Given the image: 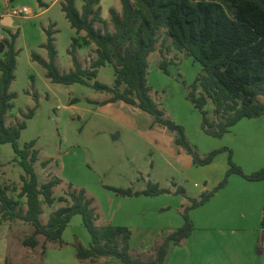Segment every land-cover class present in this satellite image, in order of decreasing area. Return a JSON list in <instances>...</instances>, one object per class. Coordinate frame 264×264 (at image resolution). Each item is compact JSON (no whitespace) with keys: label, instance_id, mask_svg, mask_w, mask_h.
<instances>
[{"label":"rangeland","instance_id":"1","mask_svg":"<svg viewBox=\"0 0 264 264\" xmlns=\"http://www.w3.org/2000/svg\"><path fill=\"white\" fill-rule=\"evenodd\" d=\"M61 1L42 0L44 6L38 10L36 0H0V17L7 14L5 18L8 20L3 21V26L0 24V39L9 38L10 33H18L14 42L17 51L15 79L9 88L15 98L12 108L5 116V124L12 125L24 120L23 115L37 104L34 115L25 119L26 128L21 132L18 144L23 148L24 144L35 141L34 149L38 152V160L34 169L39 182L43 183L53 177L60 179L61 183L54 188L56 198L66 196L68 185L72 186L71 189H83L87 197L93 199L99 215L97 226L136 225L143 220L158 229L154 238H159L162 229L166 227L167 230L171 225L167 223L170 221L167 216L176 213L177 201L180 199L178 196H183L176 193V190L185 189L193 197L204 193L202 179L211 181L219 174L224 177L228 169V151L219 153L213 159L215 167L202 175L206 172L202 169L203 166H194L191 156L174 143L175 133L154 124L153 118L137 107L122 101L103 103L111 95L94 89L91 86L94 80L90 81V85L51 82L45 75V69L33 61L31 55L37 54L48 59L47 51L42 47L46 41L44 28L54 24L56 65L61 72H69L73 68L68 49L76 33L61 11ZM82 4V0H75L77 10H81ZM100 6L101 16L107 24L104 26L95 23L94 27L101 30L106 27L113 32L109 10L113 8L120 15V1L101 0ZM22 7L28 8L30 14L25 16L16 13ZM10 17L13 18V24L7 29L11 25ZM166 46H172L171 40L162 29L156 49L148 59L147 74V82L152 88L151 96L164 114L183 128L186 127L185 137L200 155L227 148L231 151V160L244 173L250 174L264 168V114L239 121L222 138L206 136L200 128L198 111L186 98L187 86L194 81L201 68L198 67L196 71L186 63L176 66L175 69L177 60L185 55L174 49L167 52ZM161 52L167 55V60L173 61L172 68L168 69L169 75L158 68ZM76 56L83 68H88L90 62L96 58L95 52L87 46L77 48ZM114 79L112 64L99 68L95 78L110 87L113 86ZM123 87L124 85L120 89ZM212 107L209 102L205 109L211 112ZM210 116L214 118L211 113ZM196 130L204 134L200 137L208 139L195 142ZM238 161H243L242 165ZM42 162H48V165L43 167ZM222 162L227 164L226 170H221ZM23 174L19 158L11 144L0 145V187L8 188L9 197L17 198L22 184L20 176ZM149 183L157 184L160 189L168 192L157 195L156 198L149 196L152 202L143 204L135 196L117 195L108 189L129 188L137 191L146 189ZM173 187L174 197L165 196ZM21 202L26 209L24 199ZM165 204L172 208L162 210L161 207ZM63 205L59 202L51 207L44 204L42 221L46 222L49 215ZM147 210L150 212L147 213ZM16 222L19 221L11 224H27ZM70 224L71 232L79 235L81 231L76 224H82L81 217L74 216ZM156 229L151 230L152 236ZM31 233L26 225L20 228L12 225L9 232V262L13 260L15 264H41L43 245H47L44 244L43 236H37L38 245L34 249L22 245V241ZM155 246L157 245H152L150 250L154 255ZM255 252L262 255L261 247L257 246ZM150 258L143 259L147 261Z\"/></svg>","mask_w":264,"mask_h":264},{"label":"trees","instance_id":"2","mask_svg":"<svg viewBox=\"0 0 264 264\" xmlns=\"http://www.w3.org/2000/svg\"><path fill=\"white\" fill-rule=\"evenodd\" d=\"M44 6L42 0H36ZM81 10H77L75 0H62L64 13L76 37L71 39L68 54L73 68L61 72L55 62L56 50L53 35L55 30L49 26L44 30L46 41L42 45L47 51L44 60L32 54L53 83L71 85L79 83L91 85L98 91L111 96L103 103L122 101L137 107L153 118V123L175 133L174 143L191 156L192 164L205 166L222 151H228V169L221 181L199 199L189 198L184 207L183 224L154 247L155 255L147 261L132 258L130 254V230L121 226H97L98 214L93 207V199L87 197L83 189H71L66 196L55 199L53 189L60 179L53 177L39 182L34 164L38 152L35 141L19 147L18 139L26 128L25 119L34 115L35 107L23 115L24 120L12 125L5 124V116L13 106L15 94L9 91L15 79L17 51L14 42L18 33H10L9 38L0 39V145L9 143L23 170L22 182L17 198L8 196V188L0 187V224L8 221H22L33 231L22 245L34 249L38 245L37 236L44 238V244L53 243L62 247V233L75 215L81 217L82 225L89 235L90 242L84 246L76 241L73 244L75 256L79 261H96L100 258L115 257L123 264H164L170 244H179L193 231L188 212L204 204L219 189L227 184L230 175H238L248 181H263L264 168L246 174L231 160V151L221 148L201 156L185 137L184 128L168 118L159 104L151 96L152 88L147 82L148 57L155 51L160 30H164L174 49L185 57L199 63L201 72L187 86L186 98L201 115L202 132L213 138H222L243 119L257 118L264 114V0H119L121 13L109 10L113 32L96 29L95 23L106 26L101 16V0H82ZM85 35L78 38L79 34ZM94 45L96 58L88 68H83L76 56V49ZM170 60L161 52L158 68L169 75ZM106 64L114 67L112 87L95 80L98 69ZM124 85L121 90V86ZM211 102L212 111L205 109ZM210 113L214 118H211ZM48 162H42L45 167ZM121 196H157L167 193L157 184L149 183L142 191L108 187ZM176 193L184 195L178 188ZM21 199H24L23 208ZM55 201L64 203L52 212L45 224L40 220L43 205L51 207ZM46 246L43 245V254ZM4 264H11L5 260Z\"/></svg>","mask_w":264,"mask_h":264},{"label":"crops","instance_id":"3","mask_svg":"<svg viewBox=\"0 0 264 264\" xmlns=\"http://www.w3.org/2000/svg\"><path fill=\"white\" fill-rule=\"evenodd\" d=\"M38 10H40V6ZM6 15L7 14H4L0 17V24L2 26L3 21L5 19L7 20V17L5 18ZM9 19L11 25L7 26V29L13 24V18L10 17ZM50 26H53V30H55L54 24H50ZM45 29L47 28H44V30ZM84 35L85 33L83 32L79 34L80 37H83ZM87 47L91 48L93 51L95 49L93 44ZM165 57H167V55H165ZM170 62L171 63L168 66L169 70L173 66V61L170 60ZM186 63L192 68H195L196 71H198V67L201 68L199 63L195 62L191 57H184L177 60V64L174 65V67L176 69V66H182ZM200 123L201 115L199 124ZM184 128L187 134L186 127ZM230 132L231 129L228 133ZM200 135L204 134H201L196 130L194 135L195 142L199 140L202 142L204 139L211 137L208 135H206L208 137H200ZM228 146L232 148L230 145ZM238 162L242 165L241 162L243 161ZM222 163L223 165L220 164L221 170L223 168V170H226L227 164L225 162ZM215 165L216 164L213 160L210 164L203 166L202 169L206 170V172H203L202 175L209 173L211 167H215ZM220 175L222 174L215 175L211 181H209V179H202V183L204 184L203 190H205V192L211 191L223 178ZM142 190L144 189L137 191ZM169 190L170 193L165 194V196L174 197L175 187ZM200 195L198 197H193L187 194V191L184 189V195L182 197L178 196L180 199L177 201L176 213L167 216L170 218V221L167 222L168 224H171L170 227H167V230L166 227H164L159 238H154L157 236L158 229L144 223L143 220H141V224L122 225L121 227L128 228L131 233L129 246L132 258H140L141 260H144L143 258L154 257V254L150 252L151 246L160 244L163 238L182 226V213L184 207L189 205V198L199 199ZM58 197H55V199H58ZM135 197H137L136 199L143 204H149L152 202L149 196ZM154 197L156 198V196ZM56 202L57 201H55V203ZM93 207L97 213L94 203ZM171 208V205L166 204L161 207L162 210H169ZM147 211V213L150 212L149 210ZM42 214L40 215V220L45 224L48 219L46 222H43ZM188 216L193 224V231L188 238L183 239L179 244H170L164 264H264V180L248 181L240 176L231 175L224 187L217 190L204 204L191 209L188 212ZM73 217L70 222L73 220ZM12 222L13 221H8L0 224V264H4L5 260L9 261V232L11 231L12 225L17 226L18 228L26 225L27 229H30V232L33 231L28 224H11ZM70 222L62 233L64 245L58 247L57 244L47 243L41 264H123L115 257L100 258L93 262L88 260H77L73 244L78 241L84 246H87L90 242V238L88 233L83 230L84 227L82 224H76L77 228L81 231L78 233L79 235H75L71 232L70 227L72 224H70ZM152 229H156L153 236L151 235ZM257 246L261 247L262 255L256 254L255 250ZM10 263L15 264L13 260L10 261Z\"/></svg>","mask_w":264,"mask_h":264},{"label":"built area","instance_id":"4","mask_svg":"<svg viewBox=\"0 0 264 264\" xmlns=\"http://www.w3.org/2000/svg\"><path fill=\"white\" fill-rule=\"evenodd\" d=\"M16 13L22 14V15H29L30 14V10L26 7H22L21 9H19L18 11H16Z\"/></svg>","mask_w":264,"mask_h":264}]
</instances>
